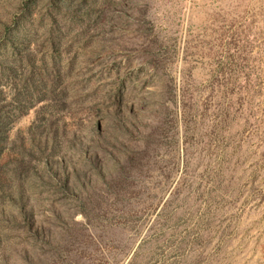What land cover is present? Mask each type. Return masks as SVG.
I'll return each instance as SVG.
<instances>
[{
	"label": "rangeland",
	"instance_id": "obj_1",
	"mask_svg": "<svg viewBox=\"0 0 264 264\" xmlns=\"http://www.w3.org/2000/svg\"><path fill=\"white\" fill-rule=\"evenodd\" d=\"M0 264H264V0H0Z\"/></svg>",
	"mask_w": 264,
	"mask_h": 264
}]
</instances>
